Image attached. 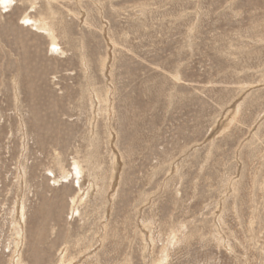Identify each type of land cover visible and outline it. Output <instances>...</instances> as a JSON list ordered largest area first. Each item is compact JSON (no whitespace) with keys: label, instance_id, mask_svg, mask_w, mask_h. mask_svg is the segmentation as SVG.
<instances>
[{"label":"rangeland","instance_id":"rangeland-1","mask_svg":"<svg viewBox=\"0 0 264 264\" xmlns=\"http://www.w3.org/2000/svg\"><path fill=\"white\" fill-rule=\"evenodd\" d=\"M0 264H264V0H0Z\"/></svg>","mask_w":264,"mask_h":264}]
</instances>
